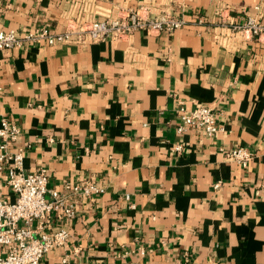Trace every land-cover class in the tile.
Returning <instances> with one entry per match:
<instances>
[{"label":"crops","instance_id":"0c3cea01","mask_svg":"<svg viewBox=\"0 0 264 264\" xmlns=\"http://www.w3.org/2000/svg\"><path fill=\"white\" fill-rule=\"evenodd\" d=\"M139 5L186 24L0 52V118L20 129L24 171L101 188L51 219L68 235L43 264H264V35L228 29L264 26V0H0V29L61 31ZM179 101L214 108L222 130L178 132ZM237 146L253 153L245 168L227 156Z\"/></svg>","mask_w":264,"mask_h":264},{"label":"built area","instance_id":"2783aa9c","mask_svg":"<svg viewBox=\"0 0 264 264\" xmlns=\"http://www.w3.org/2000/svg\"><path fill=\"white\" fill-rule=\"evenodd\" d=\"M259 10L260 6H255ZM203 22L202 18L198 19ZM186 21L167 12L153 11L139 5L121 7L119 13L98 19L70 20L61 31H51L46 26L18 32L15 29H0V52L5 49L64 44L86 45L92 42L122 40L137 31L172 34ZM231 33L264 35V26L258 16L248 17L240 24L228 28ZM180 118L178 132L188 128L212 136L221 131L217 113L211 106L198 104L188 110L183 101L175 109ZM20 133L19 127L7 117L0 118V264H43V258L53 248L62 245L68 235L64 227L51 228V219L71 220L76 214L75 196L89 197L101 190L94 179H85L80 184L66 182L62 190L49 187L47 169L40 167L32 172L24 171V149L12 148ZM176 145V151L181 150ZM227 156L245 168L253 158L248 148L237 146ZM219 183H215L217 188ZM8 192L13 197L7 196ZM63 264H71L68 256Z\"/></svg>","mask_w":264,"mask_h":264}]
</instances>
